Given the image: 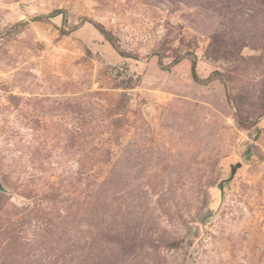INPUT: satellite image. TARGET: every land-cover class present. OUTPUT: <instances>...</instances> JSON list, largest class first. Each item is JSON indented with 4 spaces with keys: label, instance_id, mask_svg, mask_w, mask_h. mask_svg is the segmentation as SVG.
Segmentation results:
<instances>
[{
    "label": "rangeland",
    "instance_id": "374dc122",
    "mask_svg": "<svg viewBox=\"0 0 264 264\" xmlns=\"http://www.w3.org/2000/svg\"><path fill=\"white\" fill-rule=\"evenodd\" d=\"M0 264H264V0H0Z\"/></svg>",
    "mask_w": 264,
    "mask_h": 264
},
{
    "label": "water",
    "instance_id": "95a60500",
    "mask_svg": "<svg viewBox=\"0 0 264 264\" xmlns=\"http://www.w3.org/2000/svg\"><path fill=\"white\" fill-rule=\"evenodd\" d=\"M240 167H241V164H239V163L230 165V173H229V178L227 181L231 182V180H233V177L236 174L237 169ZM221 187H222V184H221Z\"/></svg>",
    "mask_w": 264,
    "mask_h": 264
},
{
    "label": "trees",
    "instance_id": "16d2710c",
    "mask_svg": "<svg viewBox=\"0 0 264 264\" xmlns=\"http://www.w3.org/2000/svg\"><path fill=\"white\" fill-rule=\"evenodd\" d=\"M102 34H103V37H104L106 40L109 39V38L106 37L105 32H103ZM108 41H109V43L112 45V42H111L110 40H108ZM119 55L123 56L122 54H119ZM192 68H193V70H194V64H193ZM218 190H219V188H218ZM220 201H221V192H220V190H219V196H218V198H217V204H216V206L220 203Z\"/></svg>",
    "mask_w": 264,
    "mask_h": 264
}]
</instances>
